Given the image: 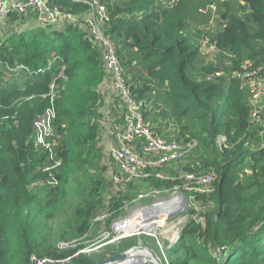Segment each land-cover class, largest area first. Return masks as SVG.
<instances>
[{
	"label": "trees",
	"instance_id": "16d2710c",
	"mask_svg": "<svg viewBox=\"0 0 264 264\" xmlns=\"http://www.w3.org/2000/svg\"><path fill=\"white\" fill-rule=\"evenodd\" d=\"M101 1L109 17L107 34L132 97L143 104L144 122L166 141H197L193 160L189 155L184 160L186 154L164 171H148L216 174L214 193L199 197L203 226L189 209L172 254L180 264H264V115L263 125L250 121L247 87L232 76L246 61L264 68V0H240L236 9L247 8L245 16L233 11L229 1L237 0L220 1L215 31L202 30L211 14L198 12L209 0ZM50 2L82 16L86 12L72 0ZM194 7L199 15H192ZM31 14L10 15L6 22L22 18L21 28L0 37V264H29L31 254L64 256L56 251L57 242L83 236L101 209L117 218L140 192L177 183L154 174L124 187L108 180L98 139L102 143L106 129L100 87L110 74L100 51L81 22L29 25ZM204 36L219 54L213 63L196 62ZM49 63L50 70L39 73ZM218 71L221 76L206 80ZM52 76L57 86L51 155L36 144L32 125L49 106L43 96ZM65 208L55 229L52 222ZM136 244L135 237L123 240L109 255ZM96 260L79 256L69 264Z\"/></svg>",
	"mask_w": 264,
	"mask_h": 264
},
{
	"label": "built area",
	"instance_id": "2783aa9c",
	"mask_svg": "<svg viewBox=\"0 0 264 264\" xmlns=\"http://www.w3.org/2000/svg\"><path fill=\"white\" fill-rule=\"evenodd\" d=\"M86 7L82 16L60 9L52 4L50 0H0V22L15 14L17 16L27 15L29 11L34 16L37 24H60L62 21L72 24L81 22V26L87 33L89 40L100 51L103 67L110 74L112 87L116 96L123 105V111L119 119L115 121L110 118L113 142L108 148L109 156L116 165L119 174L111 176L114 184L121 187L126 186L131 180L147 178L154 174L159 180L176 181L170 189H150L146 193L140 192L136 200L154 198L171 192L170 198L161 201L153 200L151 203L135 207L128 213L126 211L117 218H111L110 210L101 209L93 218L90 229L83 236L69 240H61L56 244L58 253H66L60 257L37 256L31 254L29 264H69L79 256H90L99 254L110 245H117L123 239L138 237L140 234L153 238L159 249L160 260L164 264H170L164 249H172L180 238L181 231L189 219L188 210H193L190 217L203 226L201 216V201L199 197L209 196L215 191L217 180L214 172H183L180 175H171L162 171L149 172L148 170L171 167L175 162L184 157L191 149L197 147L196 140L187 142L166 141L155 133L143 120L141 112L142 102H136L132 97L125 77L124 69L116 55V47L113 40L107 34L106 25L109 21L105 5L101 0H72ZM201 14L216 12L214 0L198 9ZM209 38L204 36L201 41L202 48H208ZM242 69L232 73L241 86L247 87L248 102L250 104V121L263 125L264 115V68L253 67L252 63L246 61ZM50 70L38 69L39 73ZM222 75L215 72L206 77L207 81ZM62 76V71L58 74ZM56 77L52 76L49 91L43 97L49 98V106L44 113L33 121L36 144L48 150L51 155L50 137L53 136V120L55 118L54 98L56 88ZM120 110V109H119ZM110 126V125H109ZM264 132V129L260 131ZM222 138L217 139L222 146ZM264 145V138L261 140ZM56 164H59L56 162ZM46 170L48 168H45ZM50 184H56L52 179ZM180 192V195H176ZM127 209V204L125 205ZM111 218V219H110ZM155 226L154 230L145 231L144 227ZM95 232V236H91ZM142 245V244H139ZM145 246V245H142ZM149 247V246H148ZM110 264H155L146 252L132 253L127 258Z\"/></svg>",
	"mask_w": 264,
	"mask_h": 264
},
{
	"label": "rangeland",
	"instance_id": "374dc122",
	"mask_svg": "<svg viewBox=\"0 0 264 264\" xmlns=\"http://www.w3.org/2000/svg\"><path fill=\"white\" fill-rule=\"evenodd\" d=\"M215 3H216V12L210 17V20H209V23L208 25H205L203 26L202 30L203 31H208V29L210 27L213 28V31L217 30V20H220V17H219V13L221 12L222 10V5L220 4V1H223V0H214ZM229 1V0H227ZM231 4H232V9L234 11V9H236L238 7V3H242L240 0H237V1H229ZM243 5V4H241ZM235 13L238 14V15H246L248 14V9L247 8H244V9H236L235 10ZM192 15H199L198 13H196V7H194L192 9ZM206 15V14H205ZM192 17L188 18V20H190ZM22 18H17L15 19V21L13 22H0V37L4 36V35H9L11 32L13 31H19L18 29L21 28V20ZM22 21V20H21ZM201 24V23H200ZM196 26V25H194ZM201 27V26H200ZM255 28L254 25H251V30H253ZM194 30L195 31V27H192L190 30ZM211 29V28H210ZM203 34V33H201ZM194 37H192V41H195ZM199 40V39H198ZM197 44V43H196ZM210 49H207L206 47L205 48H202L201 46V43L199 45V49H198V52H197V57H196V62L198 60H204L205 62H214L217 60V56L219 55L218 52L216 54V51L214 50V48L212 46H208ZM223 56L225 57V59H228V53L227 52H224L223 53ZM226 62L228 63L229 61L226 60ZM198 66H200V64H198ZM106 80H110V78L108 77ZM107 92L110 94V97L107 98V102H109L111 100V102H114V105H117L118 107H120V110L119 108L115 107L113 110L115 111H119L118 113H114L112 111L109 112V109L110 107L106 106L107 103L105 104V106L102 107V109L104 110V118L102 120V122L104 124H108L109 122V119L112 118L114 115L118 114L117 116V119L121 116L122 114V111H123V105L121 104L120 100L118 99V97L116 96L115 94V91L113 92L112 89H106ZM106 93V91H105ZM225 93H221L220 96H224ZM107 107H108V111H107ZM116 119V118H114ZM113 142V135H112V130L109 129V126H106V129L103 131V134H102V143L104 145H102L101 141L98 139V144H100L101 146H103V157H102V163L106 165V169H105V172L103 173L107 178L110 177L112 175H114L115 173H117L118 169L116 167V165L112 162L110 156H109V153H108V148L110 147V145L112 144ZM102 148V147H101ZM197 147L191 149L186 157L184 158L185 159H188V155L190 157L191 160H193V158H196L198 156V154L195 153V149ZM167 169V167L165 168ZM164 169V170H165ZM163 170V171H164ZM248 172V171H247ZM109 180V178H108ZM110 181V180H109ZM142 184H145V182H142ZM111 185V184H110ZM141 188H144L143 186L140 185ZM111 190V187L109 186L104 192H103V196L105 198L108 197V195L110 194V191ZM147 192V191H146ZM146 192H142V193H146ZM176 195H180V192H177ZM171 196V192H168L167 194H162V195H159V196H155L154 198H146L144 200H132L131 202L127 203V209H126V213H128L130 210H133L135 207H138V206H141V205H145L147 203H151L153 202V200H156V201H161L163 200L164 198L168 199L170 198ZM67 203V202H66ZM65 203V205H66ZM208 203H206L205 205H207ZM67 215V210L66 208L59 214V216L57 217V219L55 221L52 222V225L54 226L55 229H57L58 227L61 226L62 222L64 221L65 219V216ZM95 235V232H92V234L90 235L91 236H94ZM57 235L54 234L53 237L55 238ZM135 242L138 243V242H143L144 244H147V246H149L150 248H152L158 255H160L158 253L159 249L157 248V246L155 245L154 243V240L153 238H150L148 236H146L145 234H140V236L138 237H135ZM164 252H165V255L166 257L168 258L170 264H180V258L179 257H176L172 254V249L170 248H165L164 249ZM101 254L103 253H100V254H92L90 255L89 257H98L100 256ZM171 259L173 260L171 262Z\"/></svg>",
	"mask_w": 264,
	"mask_h": 264
},
{
	"label": "crops",
	"instance_id": "0c3cea01",
	"mask_svg": "<svg viewBox=\"0 0 264 264\" xmlns=\"http://www.w3.org/2000/svg\"><path fill=\"white\" fill-rule=\"evenodd\" d=\"M27 24H29V25H31V24H35V21H34V16L31 14V16L28 18V20H27ZM207 49H210L209 47L207 48ZM107 72V71H106ZM110 76V75H109ZM101 88V92H102V94H103V99H104V105L107 103V105L106 106H108V107H110V109H109V112L110 111H112V112H114V113H118L119 111H115V110H113L115 107H117V108H119L120 109V107H118L117 105H114V102H111V100L109 101V102H107V98L108 97H110V94L107 92V88L108 89H112V91L114 92V89H113V87H112V80H111V76H110V80L108 81V80H106V81H104V83H103V85L100 87ZM105 91H106V93H105ZM108 107H107V111H108ZM102 112L104 113V110H102ZM119 114V113H118ZM118 114H116V115H114L113 117H115L116 119H117V116H118ZM118 121H121L119 118H118ZM110 119H109V122H108V124H105L106 126H109L110 125ZM104 126V125H103ZM95 236V235H94ZM93 236V237H94ZM130 238H133V237H130ZM128 239V238H127ZM123 240H126V239H123ZM122 240V241H123ZM143 242H138L137 244H142ZM120 244V243H119ZM119 244H117V245H110V246H108L107 248H105V249H103V251L101 252V253H103V254H101L100 256H98V257H94V258H97V260L98 259H101V258H103V256L104 257H106V256H111V255H109L110 254V249L111 248H117L118 247V245ZM142 245H144V243L142 244ZM145 246H147V244H145ZM129 248V247H128ZM128 248H123V249H116L118 252H123V251H125V250H127ZM113 249H111V251H112ZM100 254V253H99ZM167 260H168V258H167Z\"/></svg>",
	"mask_w": 264,
	"mask_h": 264
},
{
	"label": "water",
	"instance_id": "95a60500",
	"mask_svg": "<svg viewBox=\"0 0 264 264\" xmlns=\"http://www.w3.org/2000/svg\"><path fill=\"white\" fill-rule=\"evenodd\" d=\"M141 252H146L155 264H164L160 260L159 256H157L156 252L152 248H150L148 246H142V245H139V244L131 246L127 250H125L123 252H120V253H116L113 256L99 259L94 264H110V263H114V262H117V261H120V260H123V259L127 258L132 253H141Z\"/></svg>",
	"mask_w": 264,
	"mask_h": 264
},
{
	"label": "bare ground",
	"instance_id": "6f19581e",
	"mask_svg": "<svg viewBox=\"0 0 264 264\" xmlns=\"http://www.w3.org/2000/svg\"><path fill=\"white\" fill-rule=\"evenodd\" d=\"M154 228H155V226H147V227H144V229H145V231H149L150 229L151 230H154ZM117 253H120V252H117ZM111 256H113V255H111ZM106 257H110V256H106ZM103 258H105V257H103ZM102 259V258H101ZM99 260V259H98ZM98 260H96V262L98 261ZM95 262V263H96Z\"/></svg>",
	"mask_w": 264,
	"mask_h": 264
}]
</instances>
